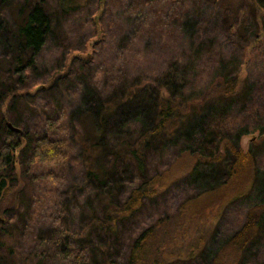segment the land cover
I'll return each instance as SVG.
<instances>
[{"label":"trees","instance_id":"16d2710c","mask_svg":"<svg viewBox=\"0 0 264 264\" xmlns=\"http://www.w3.org/2000/svg\"><path fill=\"white\" fill-rule=\"evenodd\" d=\"M0 1H16L14 40L28 53L24 60L13 58L18 81L34 74L41 52L51 48L60 64L44 76L46 86L59 78L78 80L73 116L59 101L46 118L61 128L70 119L78 133L74 141L37 122L20 123L22 138L13 141L7 131L0 143V214L13 203L3 202L12 179L5 172L16 158L27 172L35 164L60 171L76 159L75 147L83 155L90 185L80 188L83 222H62L52 206L50 229L35 241L41 251L34 264H169L168 222L156 225L141 209L173 186L170 218L208 224L226 209L239 215L233 231L213 232L220 237L215 248L198 237L182 263L200 258L199 264H241L260 234L264 203L230 207L249 195L257 173V157L239 140L253 131L259 132L253 142L264 139V99L260 105L259 84L248 82L239 68L250 62L264 77V3L89 0L83 14L80 0H55L51 11L47 0ZM60 32L61 41H53ZM88 46L91 52L84 54ZM31 81L41 91L38 77ZM127 165L131 172L121 178ZM37 177L59 182L52 171ZM81 204H71V215L81 214ZM249 264H264V258Z\"/></svg>","mask_w":264,"mask_h":264},{"label":"rangeland","instance_id":"374dc122","mask_svg":"<svg viewBox=\"0 0 264 264\" xmlns=\"http://www.w3.org/2000/svg\"><path fill=\"white\" fill-rule=\"evenodd\" d=\"M88 1H79L81 5H86L83 14L87 12ZM260 1L264 3V0ZM13 3H16V1H0V143L6 140L7 131H9V135H11L13 141L19 138V136L22 138L23 131L19 126L20 123L28 127L37 122L40 123L41 128H47L49 131L58 133L59 135L64 133L67 140L74 141L78 133L74 129L75 126H73L70 119H67L68 124H64L61 128L60 126L55 127L50 125L52 121L46 118L50 115L49 111L51 107L56 108V103L59 101H62L66 105L69 118L73 116V113H75L74 96H76L75 91L77 89L76 81L78 80L74 78V80L67 81V79L59 78L51 82L49 86H46L44 76H47L50 70L54 69L58 63L60 64L58 51H54L51 48L41 52L34 74H30L28 75L29 77H24L18 81V73L14 71L15 63L13 64V58L21 56V59L24 60L28 57V53L22 49H18L14 40L12 26H14L16 16L12 8ZM54 3L55 0H47L50 8L49 11L53 8L52 5ZM203 13H206L204 15L206 17L210 16L207 9ZM97 17L98 14L96 13L92 15V18L96 21L98 20ZM262 20V23H264V17ZM71 24L75 27L77 21L73 20ZM60 34L61 32L56 33L53 36V41H61ZM90 52L91 47L88 46L84 54ZM239 71L251 84H259L258 92L261 97L258 102L261 105L264 99L263 74H260L259 70L253 67V64H250V62L249 64L245 63L242 65ZM33 77H38L40 81L38 86L41 88V91L39 92L35 90L36 86L32 85L31 80ZM253 100L254 98L252 97L249 101L253 102ZM73 104L74 106H72ZM238 106L239 108L241 107V105ZM261 107L263 108V106ZM113 121L115 122V118L111 120V124H113ZM111 127L114 126L112 125ZM258 135L259 132L253 131L250 134L242 136L239 140L244 150H250L258 158H256L257 173L249 195L234 202L230 206L231 208L241 206L249 200L259 199V201L264 203V139L259 142L252 141ZM80 150L78 147L73 149L72 154L76 156V159L70 158L65 165V170H60L61 172L57 169L58 167L49 164H35L31 167L30 172H27L24 165L19 161V157L16 158L14 166L8 168L5 172L12 179L9 183V193L6 194V201L4 200L3 203H13L3 214H0V264H34L36 262L34 253L37 250L40 252L41 248L37 246L35 241L50 229L48 215L51 212L52 206L56 208L55 212L57 214L59 212V215H63L62 222L72 223L73 226L77 222L82 224L84 215L81 212L83 206L81 204L82 191L80 188L83 185L85 187H90V185L85 183L83 177V166L81 164L83 155ZM153 156H156L155 153H152ZM151 163L148 162L149 165ZM45 171L57 173L59 182L54 184L45 178L37 177L39 173ZM130 172L131 166L127 165L126 173L123 176L120 175L122 176L121 178H125ZM181 184L184 183L179 182L177 186ZM175 187H171V189L152 200L145 201L141 214L147 220L157 222L156 225L160 223L159 225L166 226L164 224L168 222V227L170 228L168 232L170 234L165 241L164 251L172 259L169 264H199L200 258H194L190 262L183 263L179 258L183 257L189 249L196 246L198 237H201L203 242L207 243L206 248H215V245L219 243L220 237H213V232L216 231L220 236L225 235L227 231H233L237 221H239V215L236 217L234 211H229L232 209H226L219 213L216 222L208 224L189 223L185 216L170 218L175 215V211L169 208L170 198H172V195L176 191ZM260 190L262 194L259 196L258 194L260 193L258 192ZM181 198H174L176 201L174 207H178ZM77 200L81 204L78 207L81 214H77L76 217L71 215L68 208H71V204H75ZM88 200V205H91L92 197H89ZM168 218H170V221ZM127 225H129L128 222H126V227ZM161 231L158 229L156 235L160 234ZM244 258L241 264H249L254 261L259 262L264 258V219L259 236L251 246L250 252ZM44 264L54 263L50 260L49 262L45 261Z\"/></svg>","mask_w":264,"mask_h":264}]
</instances>
